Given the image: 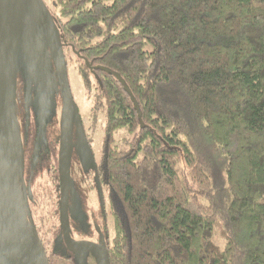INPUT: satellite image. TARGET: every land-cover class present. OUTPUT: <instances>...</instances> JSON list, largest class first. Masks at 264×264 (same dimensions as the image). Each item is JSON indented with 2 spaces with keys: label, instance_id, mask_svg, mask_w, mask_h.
<instances>
[{
  "label": "trees",
  "instance_id": "obj_1",
  "mask_svg": "<svg viewBox=\"0 0 264 264\" xmlns=\"http://www.w3.org/2000/svg\"><path fill=\"white\" fill-rule=\"evenodd\" d=\"M41 4L105 118L103 264H264V0ZM27 201L46 264H71Z\"/></svg>",
  "mask_w": 264,
  "mask_h": 264
},
{
  "label": "rangeland",
  "instance_id": "obj_2",
  "mask_svg": "<svg viewBox=\"0 0 264 264\" xmlns=\"http://www.w3.org/2000/svg\"><path fill=\"white\" fill-rule=\"evenodd\" d=\"M41 1L50 6L49 0ZM52 9L50 6L51 13ZM40 11L20 55L7 64L4 74L5 111L12 136L13 167L20 202L28 219L29 188L34 198L30 208L44 215V224L57 223V231L61 234L60 219L65 215L67 233L74 240L105 246L104 243L110 242L114 235L113 221L102 207L103 199H107L106 191L91 169L102 154L103 110L92 105L94 87L90 97L73 61L75 51L61 44L59 29L53 25L54 18L44 14L42 7ZM20 14L19 0H0V34L10 32L11 28L17 30ZM57 55L64 64L70 85L72 103L67 106L64 105L67 97L59 80L60 68L55 62ZM92 83L97 86L94 77ZM8 108H11V116ZM124 134L119 131L115 139ZM16 141L23 156L21 173L18 171ZM65 163L68 171L64 175L62 165ZM19 176H22V186ZM58 181L60 186L56 187L58 193L54 195L53 188ZM65 188L63 214L58 216L56 205L61 202V191ZM50 194L51 199L47 196ZM212 239L220 248L225 245L216 225ZM56 250L63 255L70 253L63 239L57 241ZM101 252V247H80L76 254H70L71 264H103ZM57 264L63 262L59 260Z\"/></svg>",
  "mask_w": 264,
  "mask_h": 264
},
{
  "label": "water",
  "instance_id": "obj_3",
  "mask_svg": "<svg viewBox=\"0 0 264 264\" xmlns=\"http://www.w3.org/2000/svg\"><path fill=\"white\" fill-rule=\"evenodd\" d=\"M19 1L21 20L17 30L11 28L10 32L0 35V264H46L41 248L35 240V235H33L31 224H29L20 202L16 171L13 167L12 136L6 130L5 70L7 64L20 55L42 6L41 0ZM55 62L58 63L60 68L59 80L67 97V101L64 103L67 106L72 103L70 85L68 84L64 64L58 55L55 57ZM116 76L118 77V75ZM63 108V112H65V106ZM8 113L10 116L12 115L11 108H8ZM17 141L15 144L17 147L16 156L18 171L21 173L23 156H21L20 145ZM62 166L65 175L68 166L66 163ZM19 179L23 185L22 176H19ZM65 193L66 188L61 191V205L64 204ZM27 194L31 198V191L28 188ZM64 214H66L65 209ZM60 223L64 245L71 252L76 254L80 247H99L92 241L74 240L67 233L68 223H66L65 215L61 217ZM103 248L104 246H101V249Z\"/></svg>",
  "mask_w": 264,
  "mask_h": 264
},
{
  "label": "bare ground",
  "instance_id": "obj_4",
  "mask_svg": "<svg viewBox=\"0 0 264 264\" xmlns=\"http://www.w3.org/2000/svg\"><path fill=\"white\" fill-rule=\"evenodd\" d=\"M6 117V116H5ZM6 122H7V125H6V130L8 131V133L11 135L10 133V126H9V122H8V119L6 117Z\"/></svg>",
  "mask_w": 264,
  "mask_h": 264
},
{
  "label": "flooded vegetation",
  "instance_id": "obj_5",
  "mask_svg": "<svg viewBox=\"0 0 264 264\" xmlns=\"http://www.w3.org/2000/svg\"><path fill=\"white\" fill-rule=\"evenodd\" d=\"M59 182V181H58ZM21 186H22V184H21ZM60 186V182L59 183H56V185H55V187H59ZM32 197V196H31ZM60 204H61V202H60ZM62 206H63V204H62ZM103 207V206H102ZM95 243V242H94ZM96 244V243H95ZM99 247H101L100 245H99Z\"/></svg>",
  "mask_w": 264,
  "mask_h": 264
}]
</instances>
